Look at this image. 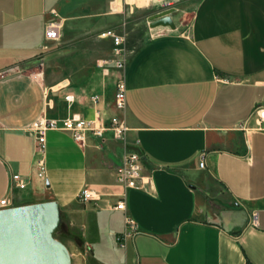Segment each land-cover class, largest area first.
<instances>
[{
  "label": "crops",
  "instance_id": "obj_1",
  "mask_svg": "<svg viewBox=\"0 0 264 264\" xmlns=\"http://www.w3.org/2000/svg\"><path fill=\"white\" fill-rule=\"evenodd\" d=\"M71 1L0 0V69H10L0 79V200L56 199L72 264H264V122L254 111L264 106V0H199L187 28L180 4L136 9L147 37L127 50L125 116L151 181L127 191L139 230L123 241L124 211L111 208L123 140L107 130L83 145L49 130L45 177L33 165L34 120L116 112L108 93L85 100L69 77L52 85L37 72L55 54L44 38L51 10L62 17ZM117 2V13H134ZM172 6L175 29L150 26L151 14ZM15 171L31 176L27 187L11 188ZM83 187L100 199H79Z\"/></svg>",
  "mask_w": 264,
  "mask_h": 264
},
{
  "label": "rangeland",
  "instance_id": "obj_2",
  "mask_svg": "<svg viewBox=\"0 0 264 264\" xmlns=\"http://www.w3.org/2000/svg\"><path fill=\"white\" fill-rule=\"evenodd\" d=\"M113 1L74 0L63 11H59L65 21L62 36L60 39L51 42V49L55 51V54L39 67L41 69L37 72H41L40 74H43L48 83L52 85H56L59 81L69 77L72 82L81 86L85 100L91 98L94 101V96L98 94L99 100L102 101L108 93L109 97L112 98L116 112L110 113L106 108L107 116L119 115L129 125L125 116L126 110H119L115 106L114 100L115 83L120 70L112 64H100L102 59L112 55V41L103 33L108 28H116L123 32L126 49L132 51L146 39L145 31L148 26L145 15H143L145 12L136 10L145 4L143 1L134 0L133 2L136 3L133 4L123 2L124 9L131 5L134 6V13L128 17L117 13L112 8L114 6ZM198 1L164 0V3L182 6L179 13H181L187 28L191 13ZM117 4L121 6L120 0ZM155 7L157 6H153V8ZM132 17L134 19L131 20ZM105 67L109 68L108 74H104ZM103 86L105 88H102ZM128 143L135 144L136 140L132 142L128 138ZM65 230V223L61 221L60 226L55 231V236L62 241L66 240Z\"/></svg>",
  "mask_w": 264,
  "mask_h": 264
},
{
  "label": "built area",
  "instance_id": "obj_3",
  "mask_svg": "<svg viewBox=\"0 0 264 264\" xmlns=\"http://www.w3.org/2000/svg\"><path fill=\"white\" fill-rule=\"evenodd\" d=\"M152 1V0H150ZM136 3L130 0H121V4ZM113 8H115L113 6ZM53 14L46 23L44 28V38L48 43L53 40H58L62 36L64 27L63 18L59 16L56 9H52ZM104 36H107L112 41V55L109 58H104L101 65L112 64L116 69L120 70L115 87V106L119 110L127 108V83L123 75V70L128 63V54L125 46V36L123 32L116 28H108L104 31ZM45 46L46 43H45ZM108 71V67L104 68ZM10 69H0V79L9 75ZM68 99H73V94H68ZM100 96H94L95 101H98ZM257 115V124L261 125L264 122V106L257 104L254 109ZM30 130L35 134L34 142V159L33 165L35 173L39 177H45L46 174V143L47 133L49 130L58 129L68 132L76 141L81 144H86L88 137L94 135L100 139H104L107 130H111L117 139L124 141V149L121 157V162L116 171V180L122 186V192L117 199L111 204V208L124 211L125 230L118 235V239H123L130 234L136 233L139 228L135 218L129 213L127 206V191L129 188H148L151 181V176L145 174V158L143 153L138 149L139 140L135 144L128 143L127 133L130 126L119 115L107 116L106 111L97 109L92 116H83L79 113L57 118L42 116L34 120L30 125ZM102 144H98L101 146ZM200 165H205V159L200 160ZM31 176L24 175L20 172L11 174V188H25L28 185ZM79 199L84 202H97L100 199L99 193L90 187H83L79 193ZM13 201L9 196H4L0 200V207L12 206ZM256 216H253L255 222Z\"/></svg>",
  "mask_w": 264,
  "mask_h": 264
},
{
  "label": "water",
  "instance_id": "obj_4",
  "mask_svg": "<svg viewBox=\"0 0 264 264\" xmlns=\"http://www.w3.org/2000/svg\"><path fill=\"white\" fill-rule=\"evenodd\" d=\"M168 7L151 14L150 26L176 28ZM62 221L56 199L0 207V264H72L66 243L55 236Z\"/></svg>",
  "mask_w": 264,
  "mask_h": 264
},
{
  "label": "bare ground",
  "instance_id": "obj_5",
  "mask_svg": "<svg viewBox=\"0 0 264 264\" xmlns=\"http://www.w3.org/2000/svg\"><path fill=\"white\" fill-rule=\"evenodd\" d=\"M121 1V0H120ZM130 1H134V0H130ZM141 1H143V0H141ZM146 1H148V0H146Z\"/></svg>",
  "mask_w": 264,
  "mask_h": 264
}]
</instances>
